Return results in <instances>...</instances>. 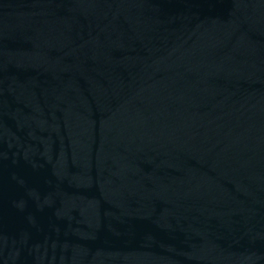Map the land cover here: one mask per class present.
<instances>
[{"label": "water", "instance_id": "water-1", "mask_svg": "<svg viewBox=\"0 0 264 264\" xmlns=\"http://www.w3.org/2000/svg\"><path fill=\"white\" fill-rule=\"evenodd\" d=\"M0 264H264V0H0Z\"/></svg>", "mask_w": 264, "mask_h": 264}]
</instances>
